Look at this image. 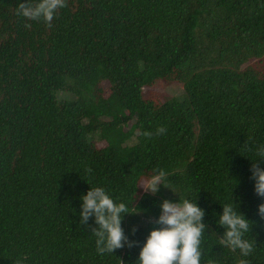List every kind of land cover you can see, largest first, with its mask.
<instances>
[{"label":"trees","instance_id":"16d2710c","mask_svg":"<svg viewBox=\"0 0 264 264\" xmlns=\"http://www.w3.org/2000/svg\"><path fill=\"white\" fill-rule=\"evenodd\" d=\"M20 2L0 0V264H134L160 200L185 197L214 232L201 264L241 259L214 223L231 199L252 221L245 259L264 264L249 172L264 145V0H65L50 22ZM161 169L166 187L142 192ZM95 186L138 211L121 221L133 246L97 253L78 217Z\"/></svg>","mask_w":264,"mask_h":264},{"label":"clouds","instance_id":"9594fccd","mask_svg":"<svg viewBox=\"0 0 264 264\" xmlns=\"http://www.w3.org/2000/svg\"><path fill=\"white\" fill-rule=\"evenodd\" d=\"M64 3L65 0H22L17 14L50 22ZM157 131L163 132L164 129L159 128ZM249 160L253 191L261 198L256 206V214L264 220V145L259 146L254 157ZM165 181L166 174L161 169L146 173L136 185H140L142 192L155 194L159 186H165ZM79 201V223L85 224L92 218L94 227L91 228V234L95 237L98 254H112L115 249L137 243L129 240L121 227L124 214L138 212L127 210L135 208L129 206L131 201L114 200L102 186L89 187L79 196ZM158 207L155 223L160 227L149 229L139 246L134 264H201L202 236L214 232H206L207 223L203 219L205 211L196 203V198H177L175 201L162 199ZM220 208L218 214L214 213V223L223 229L218 237L220 244L230 250H238L241 257L238 264H248L245 258L252 252L253 243L246 238V233L250 232L252 221L238 210L237 202L233 199L220 205ZM130 231L134 232L135 228L132 227Z\"/></svg>","mask_w":264,"mask_h":264},{"label":"rangeland","instance_id":"374dc122","mask_svg":"<svg viewBox=\"0 0 264 264\" xmlns=\"http://www.w3.org/2000/svg\"><path fill=\"white\" fill-rule=\"evenodd\" d=\"M161 91L169 96H178L181 94L182 88L179 84H171L163 87V90ZM60 97H64V96L61 95Z\"/></svg>","mask_w":264,"mask_h":264}]
</instances>
